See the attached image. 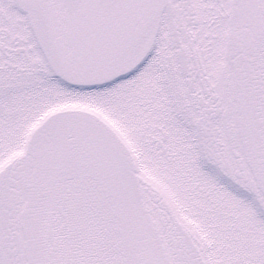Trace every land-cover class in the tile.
Here are the masks:
<instances>
[{
	"label": "snow or ice",
	"instance_id": "obj_1",
	"mask_svg": "<svg viewBox=\"0 0 264 264\" xmlns=\"http://www.w3.org/2000/svg\"><path fill=\"white\" fill-rule=\"evenodd\" d=\"M0 264H264V0H0Z\"/></svg>",
	"mask_w": 264,
	"mask_h": 264
}]
</instances>
